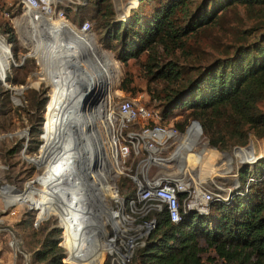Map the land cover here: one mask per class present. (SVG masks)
Listing matches in <instances>:
<instances>
[{"label": "rangeland", "instance_id": "rangeland-1", "mask_svg": "<svg viewBox=\"0 0 264 264\" xmlns=\"http://www.w3.org/2000/svg\"><path fill=\"white\" fill-rule=\"evenodd\" d=\"M88 1L94 0H52L53 3L47 5L51 11L50 17L42 15L41 17L53 22L58 19V5L69 6ZM110 1L112 24L125 20L138 3L133 0ZM212 1L205 2H208L210 6ZM261 1L263 2L252 5L254 10L264 9L262 8L264 0ZM202 2L203 0H194L193 9ZM19 3L20 0H0V38L9 49V65L3 72L2 78L0 77V91H6V95L0 94V264H24L23 253L28 257V264H40L33 261V251L36 249L35 244L32 243L33 230L47 223L49 228L57 229V244L58 247L60 243L62 245L59 240L61 229L57 228L54 217L43 222L38 228L34 227L38 214V210L34 207L41 209L39 212V218H41L51 212L50 204L54 201L57 200L56 204L59 207L64 205L58 196L57 199L55 198L56 195L49 187L50 183L45 175L47 165L36 166L32 162L40 154L44 143L41 137L43 130L53 117L49 101L54 97L55 91L50 78L57 80L61 70L60 76L67 77L68 74L63 73L66 66L74 71L76 80L86 83L90 87L89 90L94 91L97 97L106 103V107L109 104L115 105L121 99L134 98L158 110L162 122L166 125H176L189 113L179 100L185 96L186 88L207 64L232 60L235 48L244 43L251 47L253 56L257 48L264 46V26H261L264 23V17L263 19L255 18L248 12L242 0H233V3L220 12L212 24L190 34L183 48L171 49L158 46L150 54H142L139 58L130 59L124 64L116 58L114 51L104 48L94 23L89 18L90 14L84 12L83 18L89 20L93 27L86 33L87 39L95 40V44L106 53L111 63H106L102 59L97 60L93 55L87 54L83 56L84 62L79 68L81 64L71 58H64L59 62L58 58H54V54L46 51L47 49L36 47L37 42L33 41L31 36L40 28L37 23L28 24ZM38 16L40 15L33 14L32 18L38 20L40 19ZM180 17L181 15L178 16L179 19ZM36 19L33 20L34 23L37 22ZM64 20L72 27H78L70 20V17H65ZM5 28H11L14 31L17 44L8 41L10 33H5L3 31ZM26 59L28 62L25 61ZM171 64L180 73L178 79H164L154 75L157 71H167L169 67H172ZM81 69L84 71L82 72ZM7 76L12 83L5 81ZM124 83L126 90L121 89ZM93 103L92 100L90 104ZM261 108L264 110V105ZM187 120L189 122L190 118L188 117ZM96 122L98 126L99 120ZM193 124L196 123L193 121ZM106 131L108 132L107 125ZM71 140L74 142V138ZM198 142L197 152L191 154L188 159L192 165L197 164L196 170L198 176L203 177L204 188H223L224 199L230 198L235 191H243V183L238 178L241 167H248V171L254 172L256 161L246 163L245 159L248 156L264 155V138L258 139L252 134L249 135L245 146L234 147L230 151L221 152L210 147L203 134L200 135ZM48 144L47 141L46 146ZM210 151H214L216 155H212ZM49 159L50 161L46 163H51L57 158L53 156ZM196 159L197 162L194 163ZM124 174L117 180V185L122 192L126 191L121 186L122 183L125 184L121 182L126 177ZM111 178L109 182L113 179ZM35 180L37 181L34 182ZM32 181L33 186L31 184L27 186V183ZM40 194L42 197L39 196ZM63 194L66 196L65 193ZM13 239L16 240L20 251L16 256L9 245ZM68 241L70 243L69 261L74 264H88L90 260L77 259L72 254V241L69 238L66 237L64 245L66 246ZM73 243L75 245V240ZM63 251L61 249L62 254ZM100 256L99 252L95 264L98 263Z\"/></svg>", "mask_w": 264, "mask_h": 264}, {"label": "trees", "instance_id": "trees-1", "mask_svg": "<svg viewBox=\"0 0 264 264\" xmlns=\"http://www.w3.org/2000/svg\"><path fill=\"white\" fill-rule=\"evenodd\" d=\"M205 1L193 9L194 0H137L129 16L113 24L110 0L57 7L77 26L89 21L83 18L84 12H88L104 48L114 51L116 58L125 64L142 54H150L158 46L183 48L190 34L212 24L233 3V0H213L209 6ZM242 1L249 13L263 19L264 9L252 7L263 1ZM3 31L10 33V43L17 44L11 28ZM255 52L253 56L251 47L244 43L235 48L232 60L207 64L179 100L189 110L187 117L173 126L184 132L190 121L198 122L208 145L221 152L245 146L250 134L264 138L261 108L264 105V46ZM171 66L154 75L178 79L179 71ZM5 81L12 83L8 76ZM121 89H127L125 83ZM0 94L6 95V91ZM253 171L241 167L238 178L243 183V191L233 192L227 200L212 202L206 214L182 211L177 223L171 222L165 212L156 214L155 229L145 245L135 250L130 264H264V156L256 160ZM121 182H125L121 184L126 189L123 193L130 196L133 190L129 179L125 177ZM56 231L47 223L32 231L35 263L64 264ZM74 240L76 255L77 241ZM66 246L70 247L69 241ZM88 247L87 256L94 250H91L92 243ZM98 254L94 251L88 264H95ZM102 260L103 250L97 264Z\"/></svg>", "mask_w": 264, "mask_h": 264}, {"label": "built area", "instance_id": "built-area-1", "mask_svg": "<svg viewBox=\"0 0 264 264\" xmlns=\"http://www.w3.org/2000/svg\"><path fill=\"white\" fill-rule=\"evenodd\" d=\"M27 3H40L47 7L53 2L21 0L20 8ZM65 17L63 10L59 9L57 18L64 20ZM77 29L87 33L92 25L89 21H83ZM104 108L107 111L108 132L101 121L97 126V118L94 122L95 132L78 139L75 137L78 147L71 150L67 160L74 161L81 147L85 154H89L93 151V144L99 143L112 170L107 177L109 198H106L107 191L100 182L99 192L104 204L99 210L89 211L88 206L84 208L78 204L75 207L72 203L59 207L56 200L50 204L51 212L39 218L41 209L34 207L38 210L34 227L38 228L54 217L57 228L61 229V242L66 237L71 241L76 237L79 246L76 247L75 257L85 256L86 248L92 243L91 250L100 253L103 250L105 253L100 264H130L135 250L145 245L155 229L156 214L165 212L171 222L177 223L182 211L206 214L212 202L227 199L222 196L224 191L221 187L205 189L204 181L196 170L197 164L194 167L188 164L189 156L197 152L201 135L199 131L195 141L185 138L193 121L184 132H180L173 125L163 123L158 110L134 98L121 99L107 107L104 102ZM99 126L102 127L96 128ZM122 174L131 183L133 192L130 196H125L117 185ZM110 177L115 179L111 178L109 182ZM81 181H76L77 187H82L77 198L83 204L86 195L84 182L82 185ZM71 184L65 182L67 192ZM39 196L42 197L41 194ZM9 245L16 256L19 251L16 240H11ZM59 248L64 250L62 262L74 264L66 261L69 248L61 243ZM23 254V263L28 264V257Z\"/></svg>", "mask_w": 264, "mask_h": 264}, {"label": "bare ground", "instance_id": "bare-ground-1", "mask_svg": "<svg viewBox=\"0 0 264 264\" xmlns=\"http://www.w3.org/2000/svg\"><path fill=\"white\" fill-rule=\"evenodd\" d=\"M45 1L49 3L51 0ZM133 1L135 2L136 0ZM21 11L23 16L27 17L28 24L35 25L37 23V26L40 28L39 30L37 29V31H34L31 36L33 41L37 42L36 47L47 49L46 51L54 54V58H58L59 62H61L64 58H71L77 63L81 64L78 66L80 68L82 67V62H84L83 56L91 54L97 60L102 59L106 63H111L107 59L106 53L99 49L95 44V40L93 41L91 39H87L88 36L86 33L80 32L77 28L72 27L65 20L57 19L52 22L51 20L42 18L41 15L50 17L51 12L47 7H44L43 4L27 3L21 7ZM33 14L40 15L38 16L40 19H33ZM35 19L37 22L34 23L33 20ZM8 59L9 49L6 47L4 40L0 38L1 78L3 76V72L8 68ZM81 71L83 72L84 70L81 69ZM61 72L59 73L57 80L53 79V77L50 78L53 91H55L54 97L49 101V107L53 112V117L45 126V130H43L41 137L44 139V143L41 146L40 154L37 156L38 158L33 159L32 162L36 166L44 164L47 165L45 175L47 176L48 182L50 183L49 187L54 195L58 196L66 206L72 203L75 207L78 204L84 208L88 206L87 208L89 211L91 209L99 210L102 204H104V201L100 197L99 183L101 182V184L106 189V198L108 199L110 192L108 191L107 177L112 171L106 162V154L103 152L100 144L97 142L93 144L94 149L92 152H89V154H85L84 150L80 146V154L74 159V161H69V158L67 160V157H69L68 155L72 149H76L78 147L77 142H75L76 138L78 139L79 137H85L88 133L95 132L94 122L97 118L106 127L107 113L101 98L97 97L94 91L91 92L89 90L90 87H88L86 83H82L81 80H76L73 74L74 71L69 70L65 66L63 73L68 74V76H60ZM92 81L94 83V80ZM92 100L94 103L90 104ZM93 107L94 109H92ZM194 128H196L198 131H195ZM199 131V126L197 124H193L185 138L195 141L197 140V134H199ZM71 138H74V142L71 140ZM47 141L49 142L48 146H46ZM210 153L212 155H216L214 151H210ZM53 156H55L57 159L51 163H46L47 161H50L49 158ZM94 156H96V158H94ZM263 156V154H258L254 157L248 156L245 159V162L253 163L256 158H261ZM28 161L31 162L30 160ZM188 161L189 166L194 167V164L192 165L190 163V159H188ZM195 162H197V159L194 161V163ZM206 174L204 176H206ZM199 177L203 179V177ZM77 180H82V185L84 182L83 188L85 191L86 200L83 204L79 202L77 198L78 193H81L82 189V187H77ZM34 182L29 184L27 183V186L30 184L33 186ZM65 182H68L69 184L72 183L68 188V192L64 189ZM20 192L21 191H19V193ZM63 193H65L66 196ZM72 249V254L74 255L73 241ZM93 252L89 256L85 255L76 258L82 260H91L93 257ZM104 256L105 253L103 251V258ZM68 259L69 257L66 259V261H68Z\"/></svg>", "mask_w": 264, "mask_h": 264}, {"label": "water", "instance_id": "water-1", "mask_svg": "<svg viewBox=\"0 0 264 264\" xmlns=\"http://www.w3.org/2000/svg\"><path fill=\"white\" fill-rule=\"evenodd\" d=\"M137 1V0H136ZM198 126H199V129H200V131H201V134H202V130H201V126L199 125V123L198 122H196V121H194ZM258 158H256L255 159V161L257 160Z\"/></svg>", "mask_w": 264, "mask_h": 264}]
</instances>
